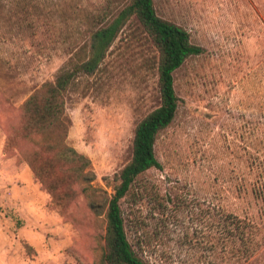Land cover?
<instances>
[{
    "label": "rangeland",
    "instance_id": "374dc122",
    "mask_svg": "<svg viewBox=\"0 0 264 264\" xmlns=\"http://www.w3.org/2000/svg\"><path fill=\"white\" fill-rule=\"evenodd\" d=\"M123 0H0V264H92L103 214L80 188L52 203L19 135L20 105L42 83L91 56L96 30ZM201 52L174 71L178 98L158 133L159 167L120 199L128 241L146 264H264V0H153ZM157 52L133 18L66 99V142L91 161L94 186L112 192L131 156L136 123L159 102ZM236 215L255 226V251L221 232Z\"/></svg>",
    "mask_w": 264,
    "mask_h": 264
},
{
    "label": "trees",
    "instance_id": "16d2710c",
    "mask_svg": "<svg viewBox=\"0 0 264 264\" xmlns=\"http://www.w3.org/2000/svg\"><path fill=\"white\" fill-rule=\"evenodd\" d=\"M116 18L93 34L91 56L83 62L62 68L52 81L42 83L21 103L22 139L36 145L26 161L39 182L48 191L52 203L64 205L74 198V185L80 188L87 207L94 214H103L104 234L92 264H146L128 241L120 199L130 192L133 182L152 167H159L154 142L160 131L173 120L178 98L173 73L201 47L191 41L181 25L156 13L153 0H123ZM133 18L147 35L157 52L159 102L135 125L129 160L115 174L111 193L96 187L90 159L66 142L69 118L66 115L67 95L81 73L92 72L105 56L114 36L126 19ZM255 226L233 214L223 218L221 232L238 244L242 253L255 251L251 236Z\"/></svg>",
    "mask_w": 264,
    "mask_h": 264
}]
</instances>
